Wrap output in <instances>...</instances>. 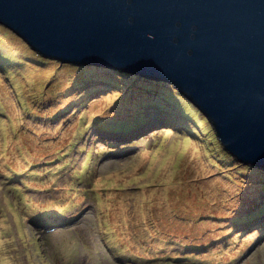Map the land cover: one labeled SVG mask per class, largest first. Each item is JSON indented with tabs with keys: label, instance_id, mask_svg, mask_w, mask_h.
I'll return each instance as SVG.
<instances>
[{
	"label": "rangeland",
	"instance_id": "obj_1",
	"mask_svg": "<svg viewBox=\"0 0 264 264\" xmlns=\"http://www.w3.org/2000/svg\"><path fill=\"white\" fill-rule=\"evenodd\" d=\"M0 40L26 61L0 72V264H264V221H232L259 208L260 175L244 197L250 172L214 167L205 136L160 125L116 139L105 119L155 109L115 89L69 92L56 62L34 67L16 38ZM47 83L65 91L39 104Z\"/></svg>",
	"mask_w": 264,
	"mask_h": 264
},
{
	"label": "water",
	"instance_id": "obj_2",
	"mask_svg": "<svg viewBox=\"0 0 264 264\" xmlns=\"http://www.w3.org/2000/svg\"><path fill=\"white\" fill-rule=\"evenodd\" d=\"M0 26L46 60L170 85L264 170V0H0Z\"/></svg>",
	"mask_w": 264,
	"mask_h": 264
},
{
	"label": "trees",
	"instance_id": "obj_3",
	"mask_svg": "<svg viewBox=\"0 0 264 264\" xmlns=\"http://www.w3.org/2000/svg\"><path fill=\"white\" fill-rule=\"evenodd\" d=\"M0 30H2L4 35L7 34V36H12L19 41L22 47L25 48V51L29 53L28 58H30L32 62L31 64L34 67L46 69L49 66L48 64L50 60L41 58L39 55L37 56L29 49V47H26L18 37L14 36L5 27L0 26ZM20 60L22 59L17 57L15 59H11L9 56H4L3 54L0 53V72L7 73L8 75H13L11 66L17 64V62ZM22 61L26 62L25 60ZM55 68L56 70L61 69L67 71V78H68L67 83L69 82V84H67L66 90H69V92L83 89L85 90L84 97H87V93L92 92L93 90L103 91L104 89L108 88L110 91L111 89H115L112 91V93L124 94L125 95L124 99L128 98L129 96L132 97L126 99L127 101L126 105H128L127 103L135 104L137 100L138 101L140 100L141 104L144 105L145 107L146 106L154 107L157 117L161 120V123L163 124L168 125L169 124L168 118H172L174 115H176L174 114V111L171 107L174 106L178 107V105L181 106L182 108L181 112L176 115L177 117H179L177 119L179 121H177L176 124L174 125L172 124V129L181 130V135L184 134L183 137L186 139L192 138L194 135L205 136L204 139L206 140L205 148H207L208 151L212 149L211 158L214 160L213 161L214 167H217L219 169H226L228 166H232L233 168H237L241 171H247V173L250 172L248 175H244L246 176V178L252 179L248 183L249 186L245 187L246 190L244 193V197H246L250 193L249 187L254 184L253 175L255 174L260 175V177L262 178V181H259L258 186L264 189V170L260 168L258 169L256 167H252L250 165L245 166L243 164H240L233 157L228 155V153H226L223 150V148L220 146L217 138L214 136L212 129L208 125L205 117L201 116L200 113L192 105L187 103L180 95H178L170 85H166L165 83L160 81L157 82L151 79L141 78L137 75L134 76L128 73L124 74L117 70H111L104 67L99 68L95 66L92 67L73 66V65L70 66V65H62L56 63ZM55 68L53 70H55ZM134 83L135 86L133 85ZM48 85L49 84L47 83L43 87L42 89L43 91L42 93H40L41 97H39L40 94L39 96L36 97L37 99L40 98L39 104L44 103L45 96H49L50 98H53V96L55 97V94L59 91V90H54V88H51L53 83L52 84L50 83V86ZM141 90H144V92L147 93H143L141 92ZM61 91H65V90H61ZM74 95L75 97L80 96L76 94ZM182 105L185 106L186 109H184ZM128 107H131V105ZM137 110L138 111L137 112L135 111V113H138L140 109L137 108ZM164 110L169 112H165ZM142 117H143L142 113H138L133 116V118L135 119L131 122H126L124 120L119 121L117 119L113 120L107 118L105 119V122L103 124H100L97 128L103 131L113 132L114 134L128 133V131L131 130V128H134L136 123L144 122L147 120ZM162 118H167V119H162ZM181 120H183V123L179 124L178 126L177 123H180ZM203 122L206 124L205 129L204 127L200 126L201 123ZM106 143L112 144V142H106ZM263 214H264V198H262V201L260 202L258 209L251 211L250 214L248 215L246 214L242 218L239 219L232 218V221L233 222L241 221L242 223H244V221H247L246 224H249L250 226V224H253L252 222L255 219L261 217V215ZM240 231L242 232V230ZM229 232H232V230H230ZM190 256H194V255H190ZM176 257L178 259V256Z\"/></svg>",
	"mask_w": 264,
	"mask_h": 264
},
{
	"label": "clouds",
	"instance_id": "obj_4",
	"mask_svg": "<svg viewBox=\"0 0 264 264\" xmlns=\"http://www.w3.org/2000/svg\"><path fill=\"white\" fill-rule=\"evenodd\" d=\"M9 31V30H8ZM23 43V42H22ZM30 49V48H29ZM176 92V91H175ZM177 93V92H176ZM178 94V93H177ZM179 95V94H178ZM182 98H183V96L182 95H180ZM184 99V98H183ZM185 100V99H184ZM186 101V100H185ZM187 102V101H186ZM188 103V102H187ZM193 106V105H192ZM194 107V106H193ZM195 108V107H194ZM152 109H154V107H152ZM196 109V108H195ZM136 114V113H135ZM142 118H145V119H147L146 121H144V122H138V123H136V125L134 126V128H131V131L129 132L128 131V133H117V136H116V139H118V138H120V139H128L129 137H132L133 135H137L138 133H139V130H141L142 131V135H144L143 133H146L147 131H149L151 128H155V127H159L160 128V125H163L164 127H171V128H169L170 130L172 129V123H174V120H172L171 122H169V124L167 125V124H163V123H161V120L157 117V115H156V111L153 113V114H148V116H146V117H142ZM151 118H154L155 120L153 121V122H150L149 124H146L148 121H149V119H151ZM134 120V119H133ZM132 120V121H133ZM211 127V126H210ZM213 132V131H212ZM142 135H140V136H142ZM215 136V135H214ZM238 162V161H237ZM241 164V163H240ZM245 166H247V165H245ZM250 166H252V165H250ZM252 167H254V166H252ZM257 168V167H256ZM259 169V168H258ZM261 169V168H260ZM263 170V169H262ZM257 221H259V222H261V221H264V214L263 215H261V217H258L257 219H256ZM51 226L52 227V224H46L45 223V227H48V226ZM263 226H264V224H263Z\"/></svg>",
	"mask_w": 264,
	"mask_h": 264
}]
</instances>
